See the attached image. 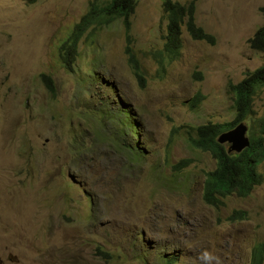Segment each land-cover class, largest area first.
<instances>
[{"label": "rangeland", "instance_id": "1", "mask_svg": "<svg viewBox=\"0 0 264 264\" xmlns=\"http://www.w3.org/2000/svg\"><path fill=\"white\" fill-rule=\"evenodd\" d=\"M88 2L0 0L2 264H202L203 249L213 264H249L251 248L264 245V160L259 185L212 209L201 196L215 160L188 136L234 120L229 85L264 64L248 45L264 24V0H194L195 23L213 43L182 28L180 55L164 69L149 55L163 42L162 0H136L131 35L143 84L119 22L84 36L72 68L62 67L58 47ZM263 115L257 87L242 121L248 136ZM234 210L246 218L227 222Z\"/></svg>", "mask_w": 264, "mask_h": 264}, {"label": "trees", "instance_id": "2", "mask_svg": "<svg viewBox=\"0 0 264 264\" xmlns=\"http://www.w3.org/2000/svg\"><path fill=\"white\" fill-rule=\"evenodd\" d=\"M136 7V0H90L86 12L79 18L57 50L58 59L65 70H70L78 56V42L84 36H91L95 29L107 28L119 22L124 32V54L133 75L143 84L144 77L140 63L133 50L131 20ZM165 17V31L161 48L149 53L150 57L164 69L166 65L177 59L181 50V29L193 40H205L213 43V37L195 23V2L180 3L173 0H162ZM249 48L264 53V24L248 39ZM42 81L52 91L51 78L41 75ZM264 88V64L245 76L237 83L230 84L229 89L234 95L235 118L232 122L206 123L195 127L194 134L188 136L189 145L199 151L207 152L215 160L212 170L205 173L202 186V202L211 208L219 209L225 204L228 196H247L255 186L262 182L257 171L258 165L264 160V115L258 121L259 134L250 135V146L239 154H227L216 138L222 131L232 128L238 121L246 119L252 112L253 97L256 88ZM202 95L197 93L192 104L200 102ZM131 155L139 158L141 153L134 149ZM188 160H181L177 168H184ZM244 210H234L226 221L233 223L244 220ZM264 263V245L255 244L250 251L249 264Z\"/></svg>", "mask_w": 264, "mask_h": 264}, {"label": "water", "instance_id": "3", "mask_svg": "<svg viewBox=\"0 0 264 264\" xmlns=\"http://www.w3.org/2000/svg\"><path fill=\"white\" fill-rule=\"evenodd\" d=\"M246 133V125L243 122H240L234 128L221 132L216 141L219 144L224 145L228 154L240 153L250 144Z\"/></svg>", "mask_w": 264, "mask_h": 264}, {"label": "clouds", "instance_id": "4", "mask_svg": "<svg viewBox=\"0 0 264 264\" xmlns=\"http://www.w3.org/2000/svg\"><path fill=\"white\" fill-rule=\"evenodd\" d=\"M90 1V0H89ZM89 3V2H88ZM133 17V16H132ZM117 22V21H116ZM121 25V24H120ZM131 26H132V20H131ZM182 28H184V27H182ZM182 30V29H181ZM164 31H165V28H164ZM123 36H124V32H123ZM164 36V35H163ZM182 43V42H181ZM182 46V45H181ZM176 60V59H175ZM173 62V61H172ZM243 120H241V121H238L232 128H234L237 124H239L240 122H242ZM232 128H230V129H232ZM230 129H228V130H230ZM226 131V130H225ZM223 132V131H222ZM221 133V132H220ZM219 133V134H220ZM218 134V135H219ZM246 135H247V133H246ZM248 136V135H247ZM218 137V136H217ZM248 138H249V141H250V136H248ZM217 139V138H216ZM218 143V142H217ZM219 144V143H218ZM223 147H224V145H222ZM249 146H250V144H249ZM248 146V147H249ZM247 147V148H248ZM247 148H245V149H247ZM224 149H225V147H224ZM244 149V150H245ZM225 151H226V149H225ZM131 153V152H130ZM227 153V152H226ZM241 153V152H240ZM228 154V153H227ZM233 154H239V153H233ZM186 167V166H185ZM206 173V172H205ZM204 181V180H203ZM203 186V185H202ZM202 199V198H201ZM203 203V202H202ZM204 204V203H203ZM205 205V204H204ZM206 206V205H205ZM206 207H208V206H206ZM209 208H211V207H209ZM213 209V208H212ZM198 259L202 262V264H213V262L214 261H216L217 260V257H215V255L212 253V252H210L209 250H207V249H203L200 253H199V256H198ZM173 261H174V259L173 260H168L167 261V263L168 264H171V263H173ZM0 262L2 263V260L0 259Z\"/></svg>", "mask_w": 264, "mask_h": 264}, {"label": "flooded vegetation", "instance_id": "5", "mask_svg": "<svg viewBox=\"0 0 264 264\" xmlns=\"http://www.w3.org/2000/svg\"><path fill=\"white\" fill-rule=\"evenodd\" d=\"M9 260H10V261H12V260H13V258H9ZM0 264H2V263L0 262Z\"/></svg>", "mask_w": 264, "mask_h": 264}]
</instances>
